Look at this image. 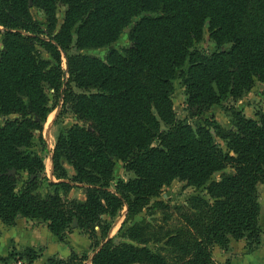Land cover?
I'll use <instances>...</instances> for the list:
<instances>
[{"label": "trees", "instance_id": "16d2710c", "mask_svg": "<svg viewBox=\"0 0 264 264\" xmlns=\"http://www.w3.org/2000/svg\"><path fill=\"white\" fill-rule=\"evenodd\" d=\"M59 7L64 20L55 33ZM32 8L44 13L49 37ZM205 28L212 53L196 49ZM0 29L5 227L39 221L61 241L75 223L93 239L98 228L102 242L91 264H213L214 248L227 251L232 241H244L249 252L261 247L264 114L248 119L230 108L231 128L209 121L193 127L178 119L173 94L179 73L194 119L264 84V0H0ZM127 29L123 51L103 60L79 53L108 48ZM51 92L60 115L69 110L78 122L57 140L56 183L35 150L45 147L38 134L52 112ZM116 161L134 178L111 189ZM174 181L196 193L171 206L159 198ZM73 187L83 189L84 201L67 199ZM125 208L127 242L116 245L102 217ZM144 210L152 219L135 222ZM42 252L27 248L19 258L34 264ZM46 264L87 263L73 252Z\"/></svg>", "mask_w": 264, "mask_h": 264}, {"label": "rangeland", "instance_id": "374dc122", "mask_svg": "<svg viewBox=\"0 0 264 264\" xmlns=\"http://www.w3.org/2000/svg\"><path fill=\"white\" fill-rule=\"evenodd\" d=\"M64 12H65V8L59 7L58 12H57V26H56L55 33H57L60 30V27L63 24ZM31 14L33 16V19L45 31V34H46L45 37H49L48 35L50 34V31L48 30L46 17L44 13L35 8H32ZM2 32H3L2 29H0V53L3 50ZM129 33H130V29L125 30L123 34L121 35V37L119 38V40L108 48L99 49V50H87V51H82L79 53H82L83 55L95 56L103 60L105 59L108 52H110L111 50L123 51L124 49L130 46ZM228 48L229 46H225L223 47V50L228 49ZM196 49L206 51L208 53H212L216 51L217 48L215 44L210 40L207 28H205L204 33H203V40L199 44L196 45ZM40 52L44 59L50 60V56L46 52L44 51H40ZM71 52L78 53V51L75 49H73ZM62 66L64 70L68 69L67 60L64 55L62 58ZM72 88L75 92H78V90L75 88V85H72ZM174 89H175L174 94H173L174 111L178 119L186 120L187 123H189L193 127L202 125L206 121H209V122H214L216 124H219L224 128H231L232 118H231L230 108H234L235 110L242 111L244 116L248 119L256 120L258 114H264V84L257 83L255 87L252 89V91L247 96H245L242 100L238 102H233L232 100L225 101L221 105L213 106L210 109V111H208L204 116L199 117V118H194V119L189 118L187 111H186L187 97L185 95L184 88L182 87L179 73L177 74L176 79L174 81ZM50 99H51L50 106H51L52 112L49 115L42 132L38 134L43 137L45 141V147L39 144L37 145L35 150L41 155H43L45 158L46 177L49 180L56 183L57 181L53 177L52 157H53V152L56 148L57 140L62 133L70 129L74 124L78 122H77L76 117L69 110L65 111L62 115H60L61 109L57 105L58 103H56V100L53 96V92L50 93ZM59 104L62 105L61 102ZM217 142L220 143L222 147L224 148V144L221 140L217 139ZM43 148H45V150H43ZM67 168H68L69 173L72 175L73 174L72 169L69 167ZM227 172H229V170H227ZM219 176H220L219 174H216V177H219ZM132 178H134V175L130 172H127L124 169V164L119 161H116L113 181L111 183V189L115 188V185L119 180L128 181ZM50 190L52 189L48 188V191ZM195 191L196 190L194 188L188 187L186 182L184 183V182L174 181L169 187H165L163 189L162 194L159 199L165 201L171 206H175L177 204L184 203L190 196L196 193ZM262 192L264 193V185L261 186V188L259 189L260 204L261 202L264 203V196H263L264 194L261 195ZM43 193H45V190H43ZM61 196H64L63 192H61ZM66 197L68 200H78V201L85 200V194H84L83 189H80L77 187H73L72 189H70ZM126 211L127 209L125 208L123 209V211H120L114 216L102 217V221L105 222L110 227V233H109L108 238L111 239L116 245H120L124 242H127L124 238L125 230L128 227V225L124 226V224L126 223ZM155 217L160 218L159 215ZM145 218H147L149 221L152 219V217L149 216L148 211L144 210L141 215L136 217L135 222H140L142 220H145ZM260 218H261L260 224L262 227V232L264 233V230H263L264 229V213ZM31 221L38 224L39 227L43 224L39 221H33V220ZM27 224H30V223L27 222ZM5 228H8V227H5ZM0 232H1V229H0ZM96 232H97V238L93 239L86 232L79 230L77 227V223H75L72 229L70 231H67V233L64 235V239L62 241L59 238L55 237V240H57L59 244L58 245L59 249L58 251H55L54 255H52L51 257H56L59 259L66 260L74 252L80 258L85 260L87 264H91L92 258L94 256L96 244L102 242V237L100 234V230L98 228H96ZM263 233H262L261 247L255 251L249 252L246 246V243H245V250H246L245 254L253 255L261 251L262 247L264 246ZM40 249L41 251H44L42 248ZM231 249L232 248L230 246L229 250L227 251H224L223 249L221 250L225 254L226 253L228 254L231 251ZM36 250L39 251V249H36ZM23 251H24L23 249L18 250V251L13 250L5 254V247L2 248L0 250V264H19L21 262H24V260L19 258L20 254H22ZM62 251H63V256H61ZM240 253H237V254H240ZM214 257H215V254L213 250V260H214ZM216 260L217 261H214L213 264H216V263L217 264H227L226 261H223L222 263H220L219 261L220 259H216ZM260 264H264V260Z\"/></svg>", "mask_w": 264, "mask_h": 264}, {"label": "crops", "instance_id": "0c3cea01", "mask_svg": "<svg viewBox=\"0 0 264 264\" xmlns=\"http://www.w3.org/2000/svg\"><path fill=\"white\" fill-rule=\"evenodd\" d=\"M263 194L264 193L262 192L261 195ZM263 213L264 203L261 202V216ZM27 222L30 224H27ZM0 229V250L5 247V254L13 250H25L27 248H42L44 250L42 252V257L34 264H45L46 260L54 255V252L58 251L59 249V244L57 240H55V236L49 231L46 224H42L39 227L38 224L32 222L31 220L20 218L17 221V225L11 228H5L0 222ZM231 248L232 249L228 254H225L218 247L214 248V261H217L216 259H220V263L226 261L227 264H260L264 260V246L262 247L261 251H259V253H255L253 255L245 254L246 250L244 241H232ZM61 256H63V251ZM19 264H26V262L24 261Z\"/></svg>", "mask_w": 264, "mask_h": 264}]
</instances>
